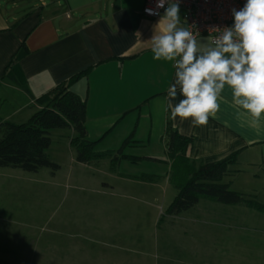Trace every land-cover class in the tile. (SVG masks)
I'll list each match as a JSON object with an SVG mask.
<instances>
[{
    "label": "crops",
    "instance_id": "obj_1",
    "mask_svg": "<svg viewBox=\"0 0 264 264\" xmlns=\"http://www.w3.org/2000/svg\"><path fill=\"white\" fill-rule=\"evenodd\" d=\"M144 2L0 0V121L25 122L42 107L37 102L41 95L81 73L70 89L85 101L86 137L95 142L97 152H112L104 158L114 164L119 178L170 184L168 125L192 138L186 155L197 164L235 154L232 168L250 167L264 174V114L254 120L237 107L227 85L219 110L206 125L170 119L167 92L175 82L174 62L153 59L149 41L164 11L145 18ZM197 43L201 50L213 46L204 36ZM181 99L178 89L173 105ZM65 129L70 145L74 132ZM137 166L146 171H136Z\"/></svg>",
    "mask_w": 264,
    "mask_h": 264
},
{
    "label": "rangeland",
    "instance_id": "obj_2",
    "mask_svg": "<svg viewBox=\"0 0 264 264\" xmlns=\"http://www.w3.org/2000/svg\"><path fill=\"white\" fill-rule=\"evenodd\" d=\"M67 133L50 131L55 171L0 167V264H264V212L201 198L169 215L171 184L119 178L108 158L79 163ZM233 169L222 182L264 204V174Z\"/></svg>",
    "mask_w": 264,
    "mask_h": 264
},
{
    "label": "clouds",
    "instance_id": "obj_3",
    "mask_svg": "<svg viewBox=\"0 0 264 264\" xmlns=\"http://www.w3.org/2000/svg\"><path fill=\"white\" fill-rule=\"evenodd\" d=\"M161 8L149 41L153 59L174 62L175 82L167 92L170 119L206 125L227 85L234 104L259 120L264 114V0H246L243 8L233 9V26L203 50L196 35L180 26L179 0H157L156 9L145 11L160 15ZM178 89L183 99L173 105Z\"/></svg>",
    "mask_w": 264,
    "mask_h": 264
},
{
    "label": "trees",
    "instance_id": "obj_4",
    "mask_svg": "<svg viewBox=\"0 0 264 264\" xmlns=\"http://www.w3.org/2000/svg\"><path fill=\"white\" fill-rule=\"evenodd\" d=\"M70 77L50 91L41 95L37 102L41 108L31 114L23 123L0 121V167L18 168L36 172L42 167L53 171L58 164L47 154L51 144L50 131L71 128L74 135L70 145L75 150V160L89 164L110 156L112 152H97L95 142L86 137V105L84 99L70 89L79 75ZM192 138L178 134L169 125L166 128V156L169 161L168 180L176 193L168 204L165 213L177 215L192 208L201 198L221 204H240L264 212V204L240 192L230 190L228 183L222 182L227 175L237 172L232 168L236 155L214 163H196L186 155ZM125 143V142H124ZM136 161L140 158L125 156ZM145 159V158H143ZM149 160H158L149 157ZM153 180L151 176H140Z\"/></svg>",
    "mask_w": 264,
    "mask_h": 264
},
{
    "label": "built area",
    "instance_id": "obj_5",
    "mask_svg": "<svg viewBox=\"0 0 264 264\" xmlns=\"http://www.w3.org/2000/svg\"><path fill=\"white\" fill-rule=\"evenodd\" d=\"M157 0H145L141 14L145 18H157L164 11L158 9L160 15H150L145 9H156ZM246 0H179L182 10L183 27L192 31L196 38L207 37L211 45L223 29L234 24L233 9L243 8ZM167 7V4L165 5Z\"/></svg>",
    "mask_w": 264,
    "mask_h": 264
}]
</instances>
